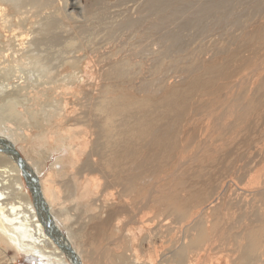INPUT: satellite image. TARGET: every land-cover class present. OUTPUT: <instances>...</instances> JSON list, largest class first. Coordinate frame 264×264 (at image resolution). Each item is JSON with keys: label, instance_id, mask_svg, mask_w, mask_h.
<instances>
[{"label": "bare ground", "instance_id": "1", "mask_svg": "<svg viewBox=\"0 0 264 264\" xmlns=\"http://www.w3.org/2000/svg\"><path fill=\"white\" fill-rule=\"evenodd\" d=\"M93 1L87 11L80 0H0V20L10 32L6 40L0 38V62L11 58L36 74L20 78L21 85L6 84L8 67L0 69V103L19 113L16 107L23 108L28 91L26 102L37 97L41 106L34 111L32 104L29 114L44 117L37 125L23 123L22 132L6 118L0 127V264L17 263L10 249L39 264H207L212 252L226 253V264L264 262V253H255L264 242L259 213L237 233L242 241L234 252L224 245L231 229H223L222 238L213 234L231 202L241 205L244 197L264 195L263 145L254 152L256 124L264 117V78L255 90L249 88L255 73L227 82L233 76L230 66L243 67L245 54L264 51V0ZM106 45L108 51L100 52ZM86 60L97 65L95 72L84 70L87 77ZM260 64L264 67V61ZM172 83L178 84L167 88ZM227 83H232L231 96L222 89ZM214 95L223 99L219 115L204 116L210 99L203 98ZM189 111L211 122L200 145L192 139ZM183 124L189 126L185 131ZM80 126L87 130L75 131ZM33 136L43 140L37 148L41 154L35 148L32 155L25 153ZM19 143L39 181L38 207L14 157L1 149L14 146L21 155ZM198 147L200 155L189 157L195 165H187L189 152ZM205 148L209 158L201 154ZM56 153L50 172L40 179ZM232 162L231 180H218L213 170ZM93 174L104 181L95 196ZM157 205L160 214L145 213ZM45 212L54 235L40 218ZM127 214L136 233L124 245L120 220ZM61 233L71 251L58 246Z\"/></svg>", "mask_w": 264, "mask_h": 264}, {"label": "rangeland", "instance_id": "2", "mask_svg": "<svg viewBox=\"0 0 264 264\" xmlns=\"http://www.w3.org/2000/svg\"><path fill=\"white\" fill-rule=\"evenodd\" d=\"M80 5L81 6H85L86 7V10L88 11V9H89V7L91 6V4L93 5L94 4V1L93 0H80ZM91 3V4H90ZM0 19H1V17H0ZM1 21L2 20H0V38H1V40H3L4 38H5V40H6V38L10 35V32H8L9 31V29H5L4 30V26L2 25V23H1ZM2 25V26H1ZM8 34V35H7ZM7 35V36H6ZM4 37V38H3ZM108 46L106 45V46H104L101 50H100V52H107L108 51ZM104 49H106L107 51H105ZM257 51H258V53H257ZM252 52V51H251ZM247 53V54H245V56L247 57L246 59L247 60H244V66L243 67H239V66H241V64L240 63H235V65L234 66H230V68H229V70H231L230 71V73L231 74H233V76L232 75H230V77H228V81L227 82H239L240 80H243V78L244 77H246V76H251V75H254V73H255V79H256V81L254 80V83H255V85H254V83H253V85L252 84H250V86L252 87H250L249 86V88L250 89H252V90H255L256 89V86H258L259 85V83L262 81V79L264 78V67L262 66V64H260L261 62H263L264 61V51H262L261 49L259 50H254V52H252V53ZM249 54V55H248ZM252 54V55H251ZM79 55H81L82 57H83V55L85 56V54L82 52V53H80ZM250 57V58H249ZM222 56H218L217 57V59H216V61H218V62H221L222 61ZM11 59V58H10ZM4 59V60H1V62H0V69H5V68H7L8 70H6V71H3V73L4 72H6V75H7V77H8V79H6L7 80V82H6V80H5V83L7 84L8 82H10L11 84H18V85H21L20 83H22L21 81H22V79H20V78H25L26 76H27V78H35V73L33 72V73H30L29 74V69H27L26 67H17L14 63H13V59ZM254 61H253V60ZM5 60H7V61H5ZM263 60V61H262ZM10 61V62H9ZM12 62V63H11ZM89 63V64H88ZM253 63H255V64H253ZM2 64H4V65H2ZM11 65V67H10V65ZM13 64V65H12ZM9 65V66H8ZM15 65V66H14ZM247 65V66H246ZM260 65L263 67V68H259L260 67ZM2 66V67H1ZM12 66H14V67H12ZM249 66V67H248ZM91 67V68H90ZM85 68V69H84ZM20 69H22V70H20ZM91 69V70H90ZM10 70H12V71H10ZM18 70V71H17ZM20 70V71H19ZM84 70H87V72H91V71H93V72H95V70H97V65L96 64H93V62H89V60H86V61H84V65H83V71ZM254 70V71H253ZM8 71H9V73H8ZM25 71H27V72H25ZM252 71V72H251ZM21 72H22V74H21ZM249 72H251V73H249ZM253 73V74H252ZM32 74V75H31ZM35 74V75H34ZM260 74H262V75H260ZM10 75V76H9ZM21 75H23V76H21ZM29 75V76H28ZM83 75L84 76H86L87 74H86V72L84 71V73H83ZM12 76V77H11ZM232 76V77H231ZM244 76V77H243ZM6 77V78H7ZM9 77H10V79H9ZM87 77V76H86ZM15 78V79H14ZM236 78H238V79H236ZM258 78V79H257ZM235 79V80H234ZM19 80V81H18ZM85 80L87 81L88 80V78H85ZM227 80V79H226ZM226 80L225 81H223V82H226ZM13 81V82H12ZM23 81H25V80H23ZM18 82V83H17ZM229 82V83H230ZM235 82V83H236ZM222 83V82H221ZM229 83H227L228 85H229V87H227L228 85L227 84H225L223 87H222V89L223 90H226L227 91V93L229 94V96H231V94L232 93H234L233 91H230L231 90V84H229ZM258 83V84H257ZM178 83H172V84H169V85H167V88H170V87H172L173 85L175 86V85H177ZM257 84V85H256ZM255 86V87H254ZM246 87V86H245ZM230 91V92H229ZM27 94H26V93ZM134 91H132V90H128L127 91V93L128 94H132ZM231 93V94H230ZM54 94V95H53ZM221 95H222V93H221ZM24 96H26V97H28V91H24L23 92V97L21 98L22 99V105H23V108H22V106H19V107H16L18 110L17 111H19V113H16V114H13L12 112H13V109H15L14 107H12L11 108V105L9 104H5V103H7V102H5V103H0V127H2L3 126V124H4V122L6 121L5 120V118L6 119H10V121L13 123V124H11V123H9L10 125H13V128H15V129H18L20 132H22L23 131V129H24V127H22V125H23V123H26L27 121V123H26V125L27 124H29V126L31 125V126H33V125H37V124H39L40 123V119H44V117L43 116H39L40 118H38L37 117V115H39V113H37V114H35V115H33V113L31 112V114H29L30 112L29 111H32V110H34L31 106H32V104H34V108H35V110L34 111H36V110H38V109H41V106H40V104L37 102V97L36 98H34V102L33 103H28V102H26V100L25 99H27L26 97H24ZM51 96L52 97H57V95L55 94V93H52L51 94ZM142 96H143V94H142ZM141 96V97H142ZM217 96H219V95H214L213 97L214 98H212V97H205V98H203V99H205V101H207V99L209 98L210 100L207 102V105L208 106H206V108L205 107H203L202 109L204 110L203 112L205 113L204 114V116L208 113V111H212L213 113L211 114V116L212 117H217L218 115H219V108H220V104L221 103H223L222 101H223V99H222V101L220 100L221 99V97L219 96V98L217 97ZM228 96V97H229ZM217 98H218V101H216L217 100ZM220 101V102H219ZM210 102V103H209ZM38 103V104H37ZM193 103H195V105H197V101H193ZM210 105H209V104ZM37 104V105H36ZM8 105V106H7ZM194 107V109L196 108V106L194 105V104H192ZM1 106H2V108H1ZM36 106V107H35ZM198 106V105H197ZM3 107H5L4 109H3ZM39 107V108H38ZM192 107V106H191ZM198 108V107H197ZM212 108V109H211ZM20 109V110H19ZM199 109V108H198ZM26 110V111H25ZM207 110V111H206ZM3 111V112H2ZM16 111V112H17ZM23 111V112H22ZM190 112V111H189ZM191 112H192V110H191ZM191 112L188 114V116H187V118H189L188 120H190V118H192L189 122H188V125L191 127V129L193 130V136H192V139H193V141H194V143H197L198 145H200V143H199V141L201 140V139H203V135H202V133L204 132V128L207 126V125H211V122H210V120L209 119H206V117H204V116H197L196 114H194V113H192V116H190L191 115ZM263 112V111H262ZM6 113H8V114H6ZM23 113V114H22ZM201 113V112H200ZM257 114H259L258 112H257ZM264 114V113H263ZM6 115V117H4ZM11 115H14V117H11ZM26 115V116H25ZM2 116V117H1ZM16 116V117H15ZM22 117H23V119H22ZM204 117V118H203ZM258 117V116H257ZM34 118H36V121L34 120ZM263 116H262V119H261V121L259 122V120L257 121L258 122V124H256V126H257V130H256V132H255V135H254V138L255 139H257L258 141H257V143H256V147H255V151L254 152H260L259 150H257V146L259 145V144H262L263 145V147H264V140H262V138H263V136H264V120H263ZM206 122H205V121ZM263 122V123H262ZM37 123V124H36ZM206 124V125H205ZM261 124H263V126H261ZM188 126V127H189ZM199 126V127H198ZM204 126V127H203ZM187 126H185L184 127V124H183V126H181V130H184L185 131V129L184 128H188ZM198 129H197V128ZM77 128V129H76ZM80 128V129H79ZM86 127H83V126H80V127H75V131H79V132H81V131H86L87 129H85ZM196 128V130H198V131H194V129ZM82 129V130H81ZM199 129L201 130V131H199ZM22 130V131H21ZM44 131H46L45 130V128L43 129ZM218 131V130H217ZM258 131V132H257ZM262 131V132H261ZM179 132H181L180 131V129H179ZM199 132H201V135H202V137H201V135H200V133ZM260 133V134H259ZM258 134V135H257ZM260 135H261V137H260ZM200 136V137H199ZM258 136V138H256ZM34 137L35 136H33L32 137V140L30 141L31 142V144L29 145V147H28V149H27V151L25 152V153H27V154H30V155H32V151H31V148L32 149H36V151L38 152V154H41V151L39 150V149H37L38 147H40V146H42V142H43V140H39V139H36V141L34 140ZM195 138V139H194ZM261 138V139H260ZM196 139H197V142H195L196 141ZM264 139V138H263ZM38 140V141H37ZM42 141V142H41ZM241 141V140H240ZM240 141H236L237 143L238 142H240ZM260 141V142H259ZM235 142V143H236ZM32 143H34V144H32ZM36 144H38V145H36ZM239 144V143H238ZM238 144H234V146L233 147H235V145H238ZM14 145V144H13ZM49 145V144H48ZM36 146V147H35ZM21 147H22V145L19 143V144H17V148L21 151V155H22V157L24 158L25 156H24V154H23V150L21 149ZM196 148V147H195ZM229 149V148H228ZM232 149V147H230V150ZM200 151V147H198L197 149H195V150H191L190 152H189V154L190 155H188V157L187 158H189L190 156L192 157V158H194V155H196L197 157L200 155V153H198ZM194 152H196V153H194ZM207 152V153H206ZM59 153H56L55 155H54V157H53V159L51 160V161H49L48 162V164L46 165V166H44L43 168H42V171H41V176H40V179H43V178H45L46 177V175L50 172V170L48 169V168H50V166H51V164H53L54 162H55V160L58 158V155ZM202 154V156H204L205 158H209V156L211 155V154H208V149L207 148H205V152L204 153H201ZM36 156V155H35ZM186 158V157H185ZM186 158V159H187ZM187 159V165H195V164H193V162H191L190 160H193V159ZM233 163V162H232ZM229 164V163H226V165L225 164H223V165H221V166H219V167H217V168H215L213 171H216V173H215V177H217V179L218 180H231V177L232 176H230L229 174H231L235 169V167L234 166H236V164L235 163H233V164ZM235 164V165H234ZM191 165V166H192ZM230 167H229V166ZM233 165V166H232ZM239 165H241V164H239ZM228 166V167H227ZM224 167V168H223ZM186 168V165H185V167H184V169ZM231 168V169H230ZM183 169V170H184ZM221 169V170H220ZM227 169V170H226ZM228 169H230V171L228 170ZM43 170H45V171H43ZM47 170V171H46ZM228 171L227 172V175L224 177V178H222V176H221V172L222 171ZM219 172V173H218ZM46 173V174H45ZM230 176V178H229V176ZM220 176V177H219ZM99 177V178H98ZM100 177H101V175H99V174H93V175H91V182H92V184H91V189L93 190V195L95 196V195H97V194H99V192H100V190H102L100 187H102L101 185L104 183V181H103V179H102V177H101V179H100ZM97 178V180H95ZM228 180V181H229ZM264 182V181H263ZM97 184V185H96ZM167 184V183H166ZM96 185V186H95ZM199 188H201L202 190L205 188V186H203V184H199V186H198ZM94 188V189H93ZM103 188V187H102ZM28 190V189H27ZM164 194L166 193L167 194V192H163ZM162 193V194H163ZM169 193V192H168ZM170 194V193H169ZM180 194V193H179ZM183 196L185 195L183 192L181 193ZM91 196L92 198H94V196ZM215 195V196H214ZM211 198H214V197H216V195H217V193H215ZM255 196V197H254ZM159 197H160V195H159ZM185 197V196H184ZM244 199V203L243 204H239L240 202L238 201V203H236L235 201H234V203L233 202H231L232 204H230V206L228 207V208H224L222 211H224V213H222L221 215L218 213V215H220L219 216V221H218V225L216 226V230L217 231H214L213 232V234H217L218 235V237H220V238H222V236L221 235H223V232L225 231V230H230L231 229V234H229L231 237H229V236H227V238H225V240H226V242H228V243H225L224 245L226 246V244H227V246H229V245H231V246H229V247H227L228 249H229V251H235L236 250V245H239V242H241L242 241V239L239 237V235H240V233L241 232H245V229L247 230V227L250 225V221L249 222H247L248 220H250V219H252L253 217H252V215L253 216H255V217H257L258 215H257V213H259V216L258 217H260V219L262 218V220H264V195L263 196H259V195H250L248 198L247 197H244L243 198ZM243 199H241V201L243 200ZM248 200H249V202H248ZM209 201L211 202V200L209 199ZM206 202V203H204L203 205H206V204H208V203H210V202ZM129 202V201H128ZM254 202V203H253ZM257 202V203H256ZM237 204V205H236ZM239 204V205H238ZM246 205L247 204V206H249L250 207V209H248L249 207H245V209H247V210H245V209H243L242 207H244L243 205ZM253 205L252 207H251V205ZM203 205H201V207L203 206ZM256 205V206H255ZM239 206H242V207H240L239 208ZM139 207V206H138ZM197 208L198 206H191V208H193V211H194V208ZM235 207H237V208H239V210H237V208L235 209ZM158 210H156V209ZM159 208V209H158ZM195 208V209H196ZM253 208H254V211H253ZM260 208V209H259ZM146 210H145V213L146 212H152V213H154V214H156V213H158V214H160V212H161V206L160 205H157V206H151V207H147V208H145ZM243 211H242V210ZM242 212H241V211ZM245 210V211H244ZM259 210V211H258ZM262 210V211H261ZM135 210H129V214H132L133 212H134ZM247 211H248V213H247ZM250 211V212H249ZM136 212H138V211H136ZM195 212V211H194ZM251 212H253L252 214H251ZM245 213H247V214H245ZM129 214H127V216H125V217H122L121 218V220L120 221H122V225L125 227H123V230L124 231H122L121 232V237L123 236L124 237V239L125 238H127V239H125L124 240V245H126V244H128L127 243V241L126 240H129L130 242H131V240L133 239V237H132V233L131 232H135L136 233V230L134 229L135 228V225L133 226L132 224H130L129 223V221H127V220H129ZM262 214V215H261ZM245 215V216H244ZM246 215H247V217H248V219H246ZM250 217H252V218H250ZM222 218V219H221ZM242 218V219H241ZM239 219V220H238ZM244 219H245V222H244ZM243 220V223H241V221ZM127 221V222H126ZM239 221V222H238ZM247 222V223H246ZM236 224V225H235ZM240 225V227L238 228L237 226H239ZM257 224V223H256ZM260 224V223H259ZM258 224V225H259ZM225 225V226H224ZM260 226H262L263 227V232H264V223L262 222L261 223V225ZM210 227H212V226H210ZM219 227V228H218ZM231 227V228H230ZM243 227H245V229L243 228ZM218 228V229H217ZM233 228V229H232ZM236 228H238V229H236ZM243 228V229H242ZM223 229H224V231H223ZM233 230V231H232ZM242 230V231H241ZM240 231V233L238 234V238H237V233ZM221 232V233H220ZM65 233H66V230H65ZM130 233V234H129ZM123 234V235H122ZM234 235V236H233ZM135 236H136V234H135ZM212 236V235H211ZM123 237L121 238V239H123ZM223 237H226V235H224ZM120 238V237H119ZM234 240H232V239ZM219 239V238H218ZM240 241H239V240ZM224 240V241H225ZM231 240V241H230ZM134 241V240H133ZM234 244V245H233ZM134 246L136 247V244H135V242H134ZM260 246H262V247H260ZM233 247V248H232ZM145 248H146V245H145ZM160 249L162 248V247H159ZM232 248V249H231ZM235 248V249H234ZM261 248V249H260ZM260 249V250H259ZM227 250V249H226ZM259 250V251H258ZM228 250L226 251V252H229ZM258 251V252H257ZM146 253L145 254H148V252L149 253H151L152 252V249H149V250H147V251H145ZM103 253H105V252H103ZM213 254H215V255H212L211 254V256L209 257V261H207V264H216L217 263V261L219 260V261H221V262H219V264H226V253H221V255L220 256H218L217 255V253H214V252H212ZM255 253L258 255V256H261L263 253H264V242L262 241V243L260 244V245H258L257 247H256V250H255ZM261 253V254H260ZM8 254H9V257L10 258H12L13 260H14V263H16V264H39V262L36 260V259H33L32 257H30V256H27V255H23V254H20V255H16V252L15 251H13V250H8ZM260 254V255H259ZM235 256H236V253L234 254ZM213 257V258H212ZM215 257V258H214ZM220 258H222V259H220ZM224 258V259H223ZM214 259H216V260H214ZM218 259V260H217ZM264 259V258H263ZM214 260V261H213ZM213 262H215V263H213ZM264 262H262V263H260V264H263ZM227 264H229V263H227Z\"/></svg>", "mask_w": 264, "mask_h": 264}, {"label": "water", "instance_id": "3", "mask_svg": "<svg viewBox=\"0 0 264 264\" xmlns=\"http://www.w3.org/2000/svg\"><path fill=\"white\" fill-rule=\"evenodd\" d=\"M2 143H3V140L0 139V144H2ZM1 149L4 153H8L14 157L15 161L17 162V164L19 165V167L21 168V170L23 172V176H24L26 186L30 190V192L32 193L34 204H36L38 207V203H40L39 201L41 199L40 198L41 194L39 191V181H38V178L35 176L34 170L28 165V163L20 155V152L16 149V147L7 145V147L1 148ZM41 215H42V217H41ZM40 218L42 219V223H43L44 227L47 229V231L51 232L52 234L54 233V231H57L55 229L54 222H53L51 216H47V212H45L44 214H40ZM51 221L53 223L52 225H51ZM61 238H62L61 241H56L58 246L61 249L67 248L66 249L67 251H71V248H69V246L63 245L65 238H64L62 233H61Z\"/></svg>", "mask_w": 264, "mask_h": 264}]
</instances>
